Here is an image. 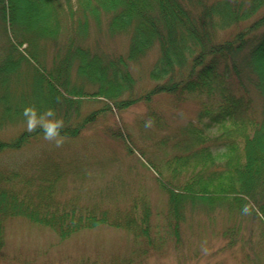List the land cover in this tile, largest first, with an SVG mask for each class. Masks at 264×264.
<instances>
[{
    "label": "trees",
    "instance_id": "trees-1",
    "mask_svg": "<svg viewBox=\"0 0 264 264\" xmlns=\"http://www.w3.org/2000/svg\"><path fill=\"white\" fill-rule=\"evenodd\" d=\"M64 3L62 10L57 0H0L9 58L20 51L34 64L33 91L38 96L31 108L37 121L61 120L66 141L78 138L99 116L114 118V111L137 105L147 109L145 118L154 129H166L165 120L151 109L157 97L167 98L174 110L190 103L197 107L195 121L185 123L180 135L154 145L162 148L160 159L147 156L121 124L115 123L105 133L127 154L137 153L153 173L159 192L166 196L159 227L164 232L161 238L151 237L146 200L134 198L122 208L108 191L99 200L67 201L54 209L60 182L69 174L76 175L81 166L79 158L61 148L44 150L28 174L1 164L0 215L25 216L62 240L84 230L121 229L140 237L153 250L167 241L179 243L186 211H218L224 224L218 235L232 243L236 232H248L244 241L251 263L259 264L264 258V0ZM101 31L106 37L124 39L122 55L104 54L90 44V38L99 37ZM39 43L53 44L57 53L48 68L41 70L33 52ZM150 52L156 56L148 71L153 85L135 96L130 65ZM10 65V60L0 65V76L11 74ZM87 101L101 102L102 107L80 116V106ZM29 105L12 86L0 91L6 117L25 120L22 111ZM47 109L55 116L47 117ZM38 137H44L39 126L11 143L0 142V153L20 150ZM170 141L173 152L168 156L164 148ZM245 206L246 213L242 211ZM253 226H260L256 243L251 242Z\"/></svg>",
    "mask_w": 264,
    "mask_h": 264
},
{
    "label": "rangeland",
    "instance_id": "rangeland-1",
    "mask_svg": "<svg viewBox=\"0 0 264 264\" xmlns=\"http://www.w3.org/2000/svg\"><path fill=\"white\" fill-rule=\"evenodd\" d=\"M57 3L63 10L64 0H57ZM6 32L0 22V65L10 60L12 67L11 74L0 76V83L6 80L3 85L0 84V91L12 86L19 97L25 98L27 105L30 103L28 107H32L33 98L38 96L33 91V85L37 82L34 64L23 57L20 51H14V55L9 58ZM90 44L108 55H122L126 48L124 39L119 36L106 37L102 31L99 37L90 38ZM45 45L39 43L36 51H33L38 57V70L48 68L57 55L53 44ZM155 57L150 52L145 58L130 65L131 75L135 79V96L146 93L153 85L148 71ZM42 91L45 92L43 87ZM10 107L13 109V105ZM101 107V102H83L79 114L85 116ZM1 109L0 106V142L11 143L19 134L29 132L25 120L14 116L11 118L10 115L6 117ZM151 109L165 120L166 129L146 126L147 109L137 105L120 113L114 111V118L111 115L99 116L78 138L62 140L59 146L53 140L38 137L20 150L4 151L0 153V166L8 164V167L28 174L31 164L44 150L61 148L65 154L72 155V158H79L78 165L81 166L76 170V175L69 174L60 182L54 195V209L67 201L79 204L88 203L92 198L99 200L106 191L122 208L134 198L144 199L150 208L148 223L152 228L151 237L161 238L160 235L164 232L160 226L163 225L166 209L165 194L159 192L153 173L142 165V158L137 153L127 154L119 142L105 135L115 123L121 124L122 129L131 136L132 142L139 145L147 156L160 159L163 156L162 148L158 149L154 145L162 138L180 135V128L185 123L195 121L197 107L190 103L174 110L167 98L157 97ZM36 122L38 126L47 124V120L44 123ZM213 132L211 134L216 131ZM171 144L170 141L164 148L168 156L173 152ZM184 215L179 243L175 245L174 242L167 241L153 250L147 249L140 237L136 238L131 232L121 229L84 230L62 240L50 229L31 223L25 216L0 215V264H252L244 241L249 236L248 232L246 235L236 232L238 236L232 238L230 243L229 239L218 235L224 226L223 216L218 211L206 212L195 208L186 211ZM234 222L229 220L230 224ZM259 228L260 226L251 228L252 243L257 241ZM259 248L260 252L261 246ZM261 258L259 264H264V258Z\"/></svg>",
    "mask_w": 264,
    "mask_h": 264
},
{
    "label": "clouds",
    "instance_id": "clouds-1",
    "mask_svg": "<svg viewBox=\"0 0 264 264\" xmlns=\"http://www.w3.org/2000/svg\"><path fill=\"white\" fill-rule=\"evenodd\" d=\"M22 115L25 117L26 128L29 132L36 130L38 127L35 117V109L31 107H25L22 111ZM45 115L47 117H54L55 113L51 109L45 110ZM151 125V120L146 123V126ZM40 130L44 134L46 140H53L56 146L62 143L63 137L61 134V129L63 127V122L59 119H50L47 121L46 125H39ZM243 212H247L248 208L245 206L242 209Z\"/></svg>",
    "mask_w": 264,
    "mask_h": 264
}]
</instances>
